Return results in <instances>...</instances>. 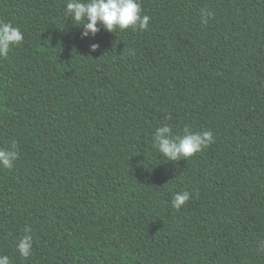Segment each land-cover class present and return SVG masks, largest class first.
I'll return each instance as SVG.
<instances>
[{"label":"trees","instance_id":"trees-1","mask_svg":"<svg viewBox=\"0 0 264 264\" xmlns=\"http://www.w3.org/2000/svg\"><path fill=\"white\" fill-rule=\"evenodd\" d=\"M140 3L146 30L82 38L66 0H0L24 34L0 59V148L19 152L0 167L11 264H264V0ZM164 124L215 143L170 162L152 147Z\"/></svg>","mask_w":264,"mask_h":264},{"label":"clouds","instance_id":"clouds-1","mask_svg":"<svg viewBox=\"0 0 264 264\" xmlns=\"http://www.w3.org/2000/svg\"><path fill=\"white\" fill-rule=\"evenodd\" d=\"M140 0H66L64 15L71 18L76 26L82 24V38L91 35L95 38L97 33L104 29L115 33L129 28L144 31L148 28L151 17L142 15ZM201 23L207 24L214 13L206 8L200 11ZM99 25V26H98ZM24 40V34L19 27L11 22L0 20V59H6L13 45H19ZM90 52L100 49V44L93 43ZM171 115L168 119H171ZM215 143L214 134L211 131H192L190 126H185L183 134H173L171 126L164 124L156 128L153 135L152 147L156 149L164 159L170 162L187 160L195 154ZM19 157L17 145L12 142L9 148H0V167L12 169L14 161ZM189 191L176 192L172 198V207L180 210L190 199ZM30 228L24 229V235L16 243L15 247L23 258H28L33 251V237L29 233ZM257 250L264 252V240L258 241ZM0 264H11L8 255H0Z\"/></svg>","mask_w":264,"mask_h":264}]
</instances>
